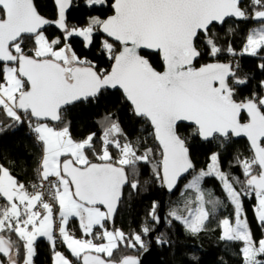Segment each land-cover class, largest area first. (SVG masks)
Wrapping results in <instances>:
<instances>
[{
    "label": "snow or ice",
    "instance_id": "1",
    "mask_svg": "<svg viewBox=\"0 0 264 264\" xmlns=\"http://www.w3.org/2000/svg\"><path fill=\"white\" fill-rule=\"evenodd\" d=\"M86 4L108 5L111 14L91 16L85 25L76 26L68 23L67 15L73 0H55L54 20L41 14L35 0H0V111L14 122H0V131L27 123L41 146L38 183L30 185L31 191L0 164V256L6 258L0 264H21V246L22 264H33L38 237L50 242L54 264H140L138 256L114 254L122 247L147 251L145 237L153 229L145 223L139 232L128 234L109 228V223H114L124 189L138 190L141 165L150 167L152 177L169 191L186 174L191 176L185 188L195 193L194 200L186 201L183 210L173 208L169 216L193 235L205 229L211 213L223 203L202 187L206 177L216 178L234 216L220 221V238L242 243L243 264H264V238H254L244 208V199H255L253 213L264 232V92L241 96L247 77L237 74L238 62L219 59L224 54L264 53V0ZM229 19L260 21L247 33L239 53L230 43L221 46L213 32L215 25ZM48 25L60 35H47ZM72 38H80L84 48L99 41L110 67L77 55ZM151 54L159 57V70ZM204 57L211 62L197 67ZM258 67L264 70V63ZM260 87L264 89V80ZM109 89L119 90L132 114L147 121L151 144L147 138L130 140L111 114L99 121V135L73 138L65 120L68 106L95 102ZM182 127H191L194 138L207 142L246 137L251 154L235 158L244 179L222 169L218 152L210 155L206 169L197 171ZM156 208L154 201L148 218L158 223ZM73 219L82 237L91 238L72 232ZM58 239L72 258L55 251ZM156 243L169 241L161 235Z\"/></svg>",
    "mask_w": 264,
    "mask_h": 264
},
{
    "label": "trees",
    "instance_id": "2",
    "mask_svg": "<svg viewBox=\"0 0 264 264\" xmlns=\"http://www.w3.org/2000/svg\"><path fill=\"white\" fill-rule=\"evenodd\" d=\"M35 2L42 15L48 19L56 18V8L53 0H35ZM109 14H111V8L108 5L89 7L85 0H73V7L67 15L70 25L83 26L91 16L104 18ZM258 22L251 19L240 21L229 19L227 23L220 27L215 25L213 32L218 36V43L221 46L226 48L230 43L239 53L250 28ZM46 29V34L51 37L60 35L59 30L55 27L50 26ZM71 43L77 55L94 61L98 67H110L111 61L101 51L99 41L91 48H84L80 38H72ZM29 48H31V44H29ZM149 59L159 70L161 64L159 57L151 54ZM219 59L224 62L229 60L238 62L239 70L237 74L241 78L247 77L248 83L239 89L241 96H247L254 91L257 93L264 92V89L260 87V82L264 80V70L258 67L260 63H264V53H261L258 57L246 54L232 57L224 54ZM208 61H211L210 58L204 57L198 61L197 66ZM107 114H111L113 120L119 121L121 128L130 140L147 138L149 144H151L150 125L144 118L132 114L130 105L124 100L119 90H106L95 102H77L68 106L65 120L70 122V132L73 138L80 140L91 132H96L99 135V121ZM0 122L4 125L14 124L2 111H0ZM52 124L62 126L58 122ZM191 133V127L187 128L186 131L183 127L181 128V134L189 138L190 152L197 171L206 169L210 162V155L213 152H218L222 169L231 173L232 176L239 177L241 180L244 179L240 167L235 163V158L237 156L243 158L251 154L245 139L231 138L228 141L217 139L207 142L194 138ZM222 143L223 147L220 146ZM40 155L41 146L36 143L35 134L30 131L27 123L14 125L0 131V164L9 167L20 182L29 186V190H31L30 185L37 178L36 168ZM189 177L190 175L186 179H182L172 194L164 196V212L168 220L160 232H154L152 240L149 236L145 237L148 245L152 241L155 243L161 264H243L240 254L242 243L228 242L220 238V219L224 216L232 218L233 207L228 203L225 193L221 190L220 182L216 178L206 177L202 187L205 189L206 194L211 193L212 199L218 198L223 203L216 206L203 231L193 235L185 229L181 222L169 216V212L173 208L183 210L186 201L194 200L195 193L184 187ZM139 180L141 183L138 190L133 191L130 187L124 189L118 213L114 218V223H109V228H120L125 233L131 234L132 232H139L142 225L147 223L153 231L155 230V224L148 218V212L154 201L157 204L156 211L159 208L163 197L162 185L152 177L151 168L144 165L140 166ZM237 187L239 188L240 185H237ZM255 203L254 198L244 199V208L251 230L254 238L259 240L264 236V232L261 231V227L258 225L253 213ZM194 206L195 204L191 205V207ZM207 207L210 210L212 209L210 204ZM70 228L76 236L82 237L76 219L70 221ZM161 235L169 241L167 245L156 243V237ZM12 239L16 240V237L13 235ZM58 249L61 248L56 246L55 251ZM62 249L65 248L62 246ZM140 252L139 249L133 250L122 247L114 256L118 258L123 255H139ZM20 253L22 264V246ZM67 253L71 257L68 250ZM53 254L54 250L50 242L44 237L37 238L33 264H52ZM2 260H6V258L2 257Z\"/></svg>",
    "mask_w": 264,
    "mask_h": 264
},
{
    "label": "water",
    "instance_id": "3",
    "mask_svg": "<svg viewBox=\"0 0 264 264\" xmlns=\"http://www.w3.org/2000/svg\"><path fill=\"white\" fill-rule=\"evenodd\" d=\"M53 3L55 5V0H53ZM55 8H56V5H55ZM56 13H57V8H56ZM50 20H54V19H50ZM235 21H240V20H235ZM50 26L51 27H55L54 25H48L46 27H50ZM217 26L220 27L222 25H217ZM208 62H211V61H208ZM222 62H224V61H222ZM109 90L112 91V89H109ZM52 123H54V122H52ZM232 138H234V139H245L247 141L246 137H232ZM201 141H203V140H201ZM247 143H248V141H247ZM187 176L188 175L186 174V177ZM182 179H184V178H182ZM181 180L178 182L177 186L172 191H169L166 187L162 186L163 197L161 199L159 208L156 211V216L159 218V222L158 223L154 222L155 230L153 232H151V234L149 235V238L151 240H152V237L154 235V232H160L162 230V228L164 227V225L167 223V220H168L167 216H166V214L164 212V196L166 194H172L177 189V187H178L179 183L181 182ZM101 209H103L102 206H101ZM134 256H138L139 257L140 264H161L159 252H158V250L156 248V245H155V243L153 241L148 245V250L147 251H141L139 253V255H134ZM0 260H2V256H0Z\"/></svg>",
    "mask_w": 264,
    "mask_h": 264
},
{
    "label": "rangeland",
    "instance_id": "4",
    "mask_svg": "<svg viewBox=\"0 0 264 264\" xmlns=\"http://www.w3.org/2000/svg\"><path fill=\"white\" fill-rule=\"evenodd\" d=\"M85 3H86V0H85ZM259 24H260V21H259L258 23H256L255 25H253V26L250 28V30L253 29V28L258 27ZM250 30H249V31H250ZM190 179H191V176H190L189 179L186 181L185 185L188 183V181H189ZM184 187H185V186H184ZM30 191H31V190H30ZM194 207H195V206H194ZM225 217H227V216L222 217V218L220 219V221H221L223 218H225ZM232 219H234V216H232ZM221 232H222V230H221ZM81 238H84V237H81ZM89 238H91V237H89ZM262 238H264V236H263ZM97 242H99V241H97ZM56 246L62 249L63 244L59 241V239L57 240V245H56ZM69 258H71V257H69Z\"/></svg>",
    "mask_w": 264,
    "mask_h": 264
},
{
    "label": "crops",
    "instance_id": "5",
    "mask_svg": "<svg viewBox=\"0 0 264 264\" xmlns=\"http://www.w3.org/2000/svg\"><path fill=\"white\" fill-rule=\"evenodd\" d=\"M101 210H103V209H101ZM39 238V237H38ZM63 244V243H62ZM63 247L66 249V246L63 244ZM65 249H58V250H56V251H60V252H62V253H64L65 255H67L68 253H67V249L65 250ZM70 254V253H69ZM52 264H54V254H53V260H52Z\"/></svg>",
    "mask_w": 264,
    "mask_h": 264
},
{
    "label": "built area",
    "instance_id": "6",
    "mask_svg": "<svg viewBox=\"0 0 264 264\" xmlns=\"http://www.w3.org/2000/svg\"><path fill=\"white\" fill-rule=\"evenodd\" d=\"M34 183H38V179H37V178L35 179V181H34L32 184H34ZM32 184H31V185H32ZM30 189H31V188H30Z\"/></svg>",
    "mask_w": 264,
    "mask_h": 264
}]
</instances>
